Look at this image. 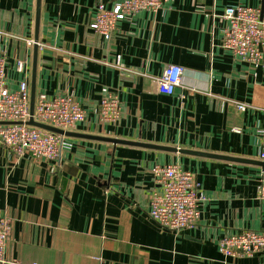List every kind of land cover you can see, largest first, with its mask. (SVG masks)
Wrapping results in <instances>:
<instances>
[{"label":"crops","instance_id":"0c3cea01","mask_svg":"<svg viewBox=\"0 0 264 264\" xmlns=\"http://www.w3.org/2000/svg\"><path fill=\"white\" fill-rule=\"evenodd\" d=\"M119 1L0 0L8 89L26 81L32 93L37 47L35 103L71 96L86 112L59 163L0 142V211L11 223L1 264H264V252L219 251L225 236L264 233V63L222 46L226 8L264 17V0H168L119 22L107 41L90 25L99 5ZM168 66L183 68L173 95L158 91ZM108 94L121 102L118 123L98 118ZM167 165L203 192L194 229L163 230L149 217L153 170Z\"/></svg>","mask_w":264,"mask_h":264},{"label":"built area","instance_id":"2783aa9c","mask_svg":"<svg viewBox=\"0 0 264 264\" xmlns=\"http://www.w3.org/2000/svg\"><path fill=\"white\" fill-rule=\"evenodd\" d=\"M168 0H120L111 9L99 5L90 28L109 41L119 22L145 11L162 10ZM223 19L224 49L251 65L264 63V17L259 9L243 6L226 8ZM31 43V42H30ZM7 63L0 56V142L16 156H26L59 163L65 136L28 125L31 118V91L24 81L17 91H10L6 79ZM29 64L18 62V70L28 71ZM183 68L168 66L157 80L160 94L173 95L180 86ZM243 109V106L240 107ZM102 123H118L122 107L115 95H105L98 106ZM33 119L36 122L70 132L86 120V112L71 96L37 97ZM264 162V151L260 154ZM156 189L153 191L149 217L163 230L181 233L196 228L204 200L200 185L193 174L178 165L157 166L153 170ZM259 198L264 202V182L259 186ZM11 223L0 211V264L4 263ZM219 251L226 257H254L264 252V233L246 231L225 236Z\"/></svg>","mask_w":264,"mask_h":264},{"label":"water","instance_id":"95a60500","mask_svg":"<svg viewBox=\"0 0 264 264\" xmlns=\"http://www.w3.org/2000/svg\"><path fill=\"white\" fill-rule=\"evenodd\" d=\"M38 18H39V10H38ZM36 48L37 47H35V54H34V60H33V84H32L31 104H30L31 118H30V121L28 122V125L42 129V130H45V131H48V132H51V133L59 134L62 136H80V135L74 134L72 132H65L61 129H57V128H54L52 126L36 122L33 119L34 110H35V95H36L35 94V76H36V70H37V49ZM94 139H100V138H94ZM103 140H105V139H103ZM109 141H112L116 144L117 143H123V142H120L117 140H109ZM163 149L168 150V151H172V152L177 151L175 149H170V148H163ZM181 153H189L190 154V152H184V151H181Z\"/></svg>","mask_w":264,"mask_h":264}]
</instances>
